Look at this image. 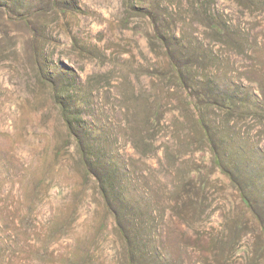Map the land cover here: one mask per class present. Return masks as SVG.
<instances>
[{
	"label": "rangeland",
	"instance_id": "obj_1",
	"mask_svg": "<svg viewBox=\"0 0 264 264\" xmlns=\"http://www.w3.org/2000/svg\"><path fill=\"white\" fill-rule=\"evenodd\" d=\"M262 209L264 0H0V264H264Z\"/></svg>",
	"mask_w": 264,
	"mask_h": 264
},
{
	"label": "trees",
	"instance_id": "obj_2",
	"mask_svg": "<svg viewBox=\"0 0 264 264\" xmlns=\"http://www.w3.org/2000/svg\"><path fill=\"white\" fill-rule=\"evenodd\" d=\"M202 93L200 94H196L198 95L199 97V102L197 101V103H195L193 100H189V104L191 107H198L200 105H204V106H208V105H211V101L212 99L211 98H205V96H200ZM193 103V104H192ZM224 106L228 109H232L233 106H234V99L231 98V96L227 97L225 96L224 97ZM203 115L201 114V116L198 118L197 122L199 125L202 126L203 130V134L204 136L206 137V140L209 138V132L205 129V124H204V120H203ZM68 117V116H67ZM209 141V140H207ZM215 163L222 167V162H221V159H220V155L217 154V151L215 150ZM83 162L86 166L89 167V165H95V167H97V169H100L99 172L96 174V177H97V180L100 182V189H101V192L102 194L104 195V197L108 200H111L113 197H115V195L119 192L117 191L114 186V183L116 182V178L118 177V174H116L114 176V171H108L104 165L102 164V155L100 154L99 151H96L94 152V155L93 156H85L83 157ZM111 173V174H110ZM112 175V176H110ZM114 176V177H113ZM233 178V177H232ZM237 187L239 188L240 190V195H241V198H242V201L248 205V207L254 212L256 213V211H259L257 210V202L256 200L248 195L243 186L238 184ZM109 207L110 204L109 202H107ZM116 208V206H115ZM260 209V208H259ZM117 216L118 218V221H120L122 218L120 215H118V212H116L115 209L112 210ZM262 211H264V209H262ZM261 211V213H262ZM261 216H264L261 214ZM121 226V225H120ZM121 230L123 231L122 235L124 238H128V233L126 232V229H124V227L121 226Z\"/></svg>",
	"mask_w": 264,
	"mask_h": 264
}]
</instances>
